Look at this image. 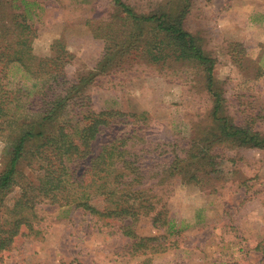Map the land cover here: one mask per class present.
Masks as SVG:
<instances>
[{"label": "rangeland", "instance_id": "obj_1", "mask_svg": "<svg viewBox=\"0 0 264 264\" xmlns=\"http://www.w3.org/2000/svg\"><path fill=\"white\" fill-rule=\"evenodd\" d=\"M125 2L146 12L167 4ZM114 11L111 0L41 1L31 16L34 54L50 56L53 44L62 40L73 55L66 73L75 82L103 65L110 53L111 68L88 89L95 109L146 112L147 134L165 144L162 150L171 149L176 139L211 137L213 103L199 67L171 58L166 64L151 61L134 49L147 37L121 62L128 55L121 54L127 48L120 40L131 38L134 28ZM185 28L216 60L215 79L228 114L243 124L254 121L264 132V0H193ZM14 76L16 85L20 73ZM7 148L0 139V163ZM219 153L220 173L210 167L198 184L177 176L162 195L161 205L179 233L156 227L151 217L138 222L137 233L159 237L166 251L134 254L130 239L109 235L114 229L103 221L97 224L80 208L49 205L39 212L40 234L15 242L0 264H264V149L222 144Z\"/></svg>", "mask_w": 264, "mask_h": 264}, {"label": "trees", "instance_id": "obj_2", "mask_svg": "<svg viewBox=\"0 0 264 264\" xmlns=\"http://www.w3.org/2000/svg\"><path fill=\"white\" fill-rule=\"evenodd\" d=\"M41 1L48 0H0V139L8 144L0 163V259L15 242L40 234L39 212L49 205L80 208L97 224L103 221L114 229L109 235L130 239L134 254L166 251L159 237H141L137 225L151 217L158 228L181 231L161 205L173 178L198 184L208 173H220L222 144L264 149V132L254 121L243 124L228 114L224 90L215 79L216 60L185 28L193 0H167L148 12L111 0L114 15L134 28L131 38L120 40L127 48L121 54L128 55L121 62L130 57L131 46L147 37L134 49L151 61L166 64L171 58L202 72L213 103L211 137L176 139L166 150L147 134L146 112L93 107L88 89L111 68L110 53L103 65L75 82L66 73L73 55L62 40L53 44L52 55L34 54L31 16ZM14 72L20 73L16 85Z\"/></svg>", "mask_w": 264, "mask_h": 264}]
</instances>
